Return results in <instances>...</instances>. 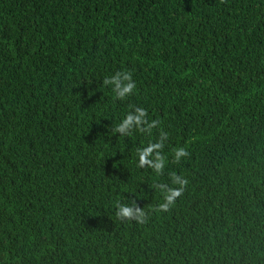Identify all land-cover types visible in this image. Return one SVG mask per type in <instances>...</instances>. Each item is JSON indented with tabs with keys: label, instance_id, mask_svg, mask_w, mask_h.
<instances>
[{
	"label": "trees",
	"instance_id": "obj_1",
	"mask_svg": "<svg viewBox=\"0 0 264 264\" xmlns=\"http://www.w3.org/2000/svg\"><path fill=\"white\" fill-rule=\"evenodd\" d=\"M0 264H264V0H0Z\"/></svg>",
	"mask_w": 264,
	"mask_h": 264
},
{
	"label": "clouds",
	"instance_id": "obj_2",
	"mask_svg": "<svg viewBox=\"0 0 264 264\" xmlns=\"http://www.w3.org/2000/svg\"><path fill=\"white\" fill-rule=\"evenodd\" d=\"M121 80L126 81V83H121ZM112 84L114 85L113 93L118 99H124L127 95L131 94L133 89L135 88V83L132 80V76L130 73H124L122 76L121 74H117L105 80V85ZM137 115H133L129 112L124 118L123 122L118 126L119 131H126L129 129L133 123L139 125L143 122L145 116L144 109H136ZM156 122L153 121V124ZM160 145L149 144L141 151L142 157H148L150 152L155 149L159 148ZM187 155V152L184 148H180L175 152V158L179 161L180 157ZM143 162L152 164V161L145 159ZM155 168L157 173H160L164 166V161L160 160L157 163L152 164ZM174 182L177 184H183L185 182L181 181L180 178H174ZM176 189H173L171 192L165 195L166 203L160 205V208L166 211L169 207V204L173 202V196L176 193ZM182 194V193H181ZM121 213L125 215H131V210L128 208L121 207Z\"/></svg>",
	"mask_w": 264,
	"mask_h": 264
}]
</instances>
